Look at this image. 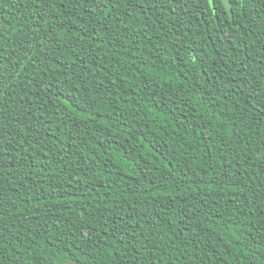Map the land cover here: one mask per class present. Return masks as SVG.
Returning a JSON list of instances; mask_svg holds the SVG:
<instances>
[{
    "label": "trees",
    "instance_id": "obj_1",
    "mask_svg": "<svg viewBox=\"0 0 264 264\" xmlns=\"http://www.w3.org/2000/svg\"><path fill=\"white\" fill-rule=\"evenodd\" d=\"M0 0V264H264V0Z\"/></svg>",
    "mask_w": 264,
    "mask_h": 264
},
{
    "label": "water",
    "instance_id": "obj_2",
    "mask_svg": "<svg viewBox=\"0 0 264 264\" xmlns=\"http://www.w3.org/2000/svg\"><path fill=\"white\" fill-rule=\"evenodd\" d=\"M228 10L231 12L230 2L229 0H223Z\"/></svg>",
    "mask_w": 264,
    "mask_h": 264
}]
</instances>
